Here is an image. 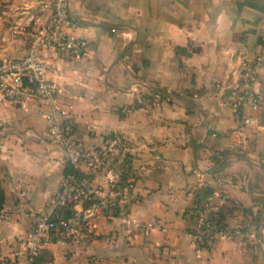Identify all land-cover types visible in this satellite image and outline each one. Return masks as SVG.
Listing matches in <instances>:
<instances>
[{
    "label": "crops",
    "instance_id": "1",
    "mask_svg": "<svg viewBox=\"0 0 264 264\" xmlns=\"http://www.w3.org/2000/svg\"><path fill=\"white\" fill-rule=\"evenodd\" d=\"M41 6L52 0H0V60L26 55L38 28L28 17ZM61 28L83 53L42 48L54 64L47 77L87 150L120 139L110 160H122L131 199L126 216L99 215L73 236L53 231L41 249L51 264H264V105L226 104L245 58L264 94V0H69ZM47 129L38 102L16 107L0 93V264H28L21 242L65 176V150ZM80 169L78 210L108 190L105 168ZM209 196L243 242L196 249L193 214Z\"/></svg>",
    "mask_w": 264,
    "mask_h": 264
},
{
    "label": "built area",
    "instance_id": "2",
    "mask_svg": "<svg viewBox=\"0 0 264 264\" xmlns=\"http://www.w3.org/2000/svg\"><path fill=\"white\" fill-rule=\"evenodd\" d=\"M46 19L43 20L44 12ZM69 17V0H52V8L41 6L28 17V23L38 25L30 32V46L24 57L18 59L4 58L0 60V93L4 100L16 107L27 108L30 102L39 103L48 122L47 134L50 140L59 143L65 150L67 162L80 173L64 176L60 190L53 200L50 211L40 217L30 233L22 240L28 264H32L34 257L40 253L44 242L49 241L53 231L61 230L66 236L77 235L84 224L93 218L106 213L126 216L130 203V188L124 181L125 170L122 160H110L111 152L120 144L119 138L105 140L98 150H87L78 141L73 132L70 109L60 100L57 84L47 77L54 64L40 57V50L51 47L59 53H70L80 57L84 43L67 36L62 31V24ZM18 30V25H13ZM255 66L250 58L243 62L240 84L227 96L226 104L231 108L246 105L250 108L264 105V94L256 93L252 89ZM139 103L146 102L139 98ZM252 118L246 117L244 124H251ZM88 169H102L106 171L108 190L103 196L92 200L87 207L75 209L82 201L88 187L82 166ZM221 199V195H218ZM87 200H91L89 195ZM209 196L194 210V225L191 230L194 245L199 250L206 244L217 239H237L244 241L246 235L240 229L224 226L217 222L218 206ZM66 206L71 216L65 217L56 212L60 206Z\"/></svg>",
    "mask_w": 264,
    "mask_h": 264
},
{
    "label": "trees",
    "instance_id": "3",
    "mask_svg": "<svg viewBox=\"0 0 264 264\" xmlns=\"http://www.w3.org/2000/svg\"><path fill=\"white\" fill-rule=\"evenodd\" d=\"M112 138H115V137H112ZM124 163H125V165L127 167V164H129L128 156L125 157ZM68 174H75L76 176L80 175V173L78 171H76L75 168L73 166L69 165V164L66 167L64 175L67 176ZM127 175H128V172H125L124 180L126 179ZM4 202H5V193H4V189L2 187V179L0 177V218H1V215H2ZM89 204L90 203L84 201L83 206L87 207ZM56 212L62 213L65 217L71 216V211L68 208H66V206H64V205L60 206L56 210ZM216 219H217V222L221 223L222 225L228 226V224L226 222V216L223 214V212H221V211L217 212ZM52 261H53L52 255L49 254V252L47 250H40V253L37 256L34 257V260H33L32 264H51Z\"/></svg>",
    "mask_w": 264,
    "mask_h": 264
}]
</instances>
